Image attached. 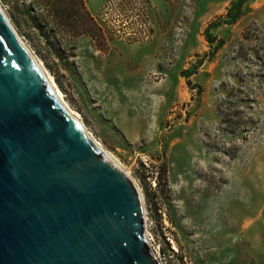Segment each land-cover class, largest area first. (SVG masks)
<instances>
[{
	"label": "rangeland",
	"instance_id": "rangeland-1",
	"mask_svg": "<svg viewBox=\"0 0 264 264\" xmlns=\"http://www.w3.org/2000/svg\"><path fill=\"white\" fill-rule=\"evenodd\" d=\"M0 9L139 189L162 264H264V65L252 53L260 43L240 42L264 26V0H0Z\"/></svg>",
	"mask_w": 264,
	"mask_h": 264
},
{
	"label": "water",
	"instance_id": "water-1",
	"mask_svg": "<svg viewBox=\"0 0 264 264\" xmlns=\"http://www.w3.org/2000/svg\"><path fill=\"white\" fill-rule=\"evenodd\" d=\"M0 264H159L135 185L61 108L1 10Z\"/></svg>",
	"mask_w": 264,
	"mask_h": 264
},
{
	"label": "bare ground",
	"instance_id": "bare-ground-1",
	"mask_svg": "<svg viewBox=\"0 0 264 264\" xmlns=\"http://www.w3.org/2000/svg\"><path fill=\"white\" fill-rule=\"evenodd\" d=\"M1 10V9H0ZM2 12V11H1ZM3 13V12H2ZM4 15V14H3ZM17 38V37H16ZM18 40V38H17ZM18 42L21 44V46H23V44L18 40ZM31 56V55H30ZM36 62V61H35ZM37 63V62H36ZM38 65V64H37ZM39 66V65H38ZM39 68L41 69V72H42V75L45 79V81L47 82V84L50 86V88L52 89L54 95H55V98L56 100L58 101L59 105L61 106V108L65 111V113L71 117L73 120H75L81 127V129L83 130V132L86 134V136L93 142V144L97 147V149L106 157L109 159V157L106 155V153L104 152V150L102 149L101 145L98 143V141L94 140L86 131L85 127L83 126V124L77 119L74 117V114L73 112L71 111V109H69V107L65 104L66 102H64V100L62 99V94L61 92L59 91V89L57 88V86L55 85L53 79L51 77H49L48 75L45 74V72L43 71V69L39 66ZM113 162V161H112ZM117 165V164H116ZM118 166V165H117ZM119 167V166H118ZM119 169H121L119 167ZM122 170V169H121ZM123 171V170H122ZM129 178L130 180L133 182V180L131 179V177L129 176L128 173H126L125 171H123ZM133 184L135 185V183L133 182ZM139 195H140V198H141V201H142V205H143V210H144V226H145V208H144V203H143V198H142V195L139 191V189L137 188V186L135 185ZM147 232V231H146ZM146 237V236H145ZM151 252L153 253V255L155 256L156 260L158 261L159 264L160 261H159V258L157 257V255L152 251V249L150 248Z\"/></svg>",
	"mask_w": 264,
	"mask_h": 264
},
{
	"label": "trees",
	"instance_id": "trees-1",
	"mask_svg": "<svg viewBox=\"0 0 264 264\" xmlns=\"http://www.w3.org/2000/svg\"><path fill=\"white\" fill-rule=\"evenodd\" d=\"M245 2V0H243ZM238 16V13H234L232 10L228 12L227 18L233 20L236 19ZM250 40H254L255 43H260L262 49L258 50L260 48H255L252 50V53L255 55L256 59L264 65V56H260V52L264 50V26H256L254 25L253 27H250L249 29L247 28L244 32L242 37L240 38V42L246 43L249 42ZM241 45V49L244 51V46L243 44Z\"/></svg>",
	"mask_w": 264,
	"mask_h": 264
},
{
	"label": "crops",
	"instance_id": "crops-1",
	"mask_svg": "<svg viewBox=\"0 0 264 264\" xmlns=\"http://www.w3.org/2000/svg\"><path fill=\"white\" fill-rule=\"evenodd\" d=\"M263 217L264 215H262V218L257 219V229H259V232L261 233L262 243H264V218Z\"/></svg>",
	"mask_w": 264,
	"mask_h": 264
},
{
	"label": "built area",
	"instance_id": "built-area-1",
	"mask_svg": "<svg viewBox=\"0 0 264 264\" xmlns=\"http://www.w3.org/2000/svg\"><path fill=\"white\" fill-rule=\"evenodd\" d=\"M146 242H147V240H146ZM147 245H148L149 248H151L148 242H147ZM152 251H153V250H152ZM160 263H161V262H160ZM161 264H162V263H161Z\"/></svg>",
	"mask_w": 264,
	"mask_h": 264
}]
</instances>
